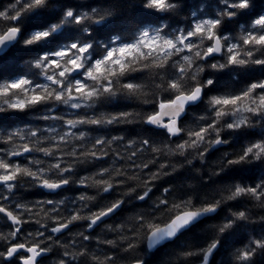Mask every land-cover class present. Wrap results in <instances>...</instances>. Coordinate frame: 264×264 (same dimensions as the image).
Listing matches in <instances>:
<instances>
[{
    "label": "clouds",
    "instance_id": "obj_1",
    "mask_svg": "<svg viewBox=\"0 0 264 264\" xmlns=\"http://www.w3.org/2000/svg\"><path fill=\"white\" fill-rule=\"evenodd\" d=\"M253 81L264 0H0V264H264Z\"/></svg>",
    "mask_w": 264,
    "mask_h": 264
},
{
    "label": "snow or ice",
    "instance_id": "obj_2",
    "mask_svg": "<svg viewBox=\"0 0 264 264\" xmlns=\"http://www.w3.org/2000/svg\"><path fill=\"white\" fill-rule=\"evenodd\" d=\"M73 47H75V46H73ZM81 51H83V49H81ZM118 51H119V53H120L121 55H123L124 53L128 52L129 49H128V48H125V47H120ZM65 54H66V53H65L64 51H61V52L56 53L57 56H62V55H65ZM112 56H113V52L109 51V52H108V57H112ZM52 62L55 63L54 60H53ZM116 63H119V61H116ZM97 70H99V68H98ZM18 86H19V85H17V84H13V85H12V87H14V88H15V87H18ZM250 86H251V87L253 88V90L256 91V92H264V81H253V82L251 83ZM33 99H39V97H33ZM228 102H229V101H227V100L224 101L225 104H227ZM262 102H264V98H262ZM50 127H51V126H50ZM41 134H42V133H41L40 131H37V132H36V135H37V136H40ZM43 134H48V130L45 129ZM0 179L9 180L10 177H8V176H4V177H0Z\"/></svg>",
    "mask_w": 264,
    "mask_h": 264
},
{
    "label": "trees",
    "instance_id": "obj_3",
    "mask_svg": "<svg viewBox=\"0 0 264 264\" xmlns=\"http://www.w3.org/2000/svg\"><path fill=\"white\" fill-rule=\"evenodd\" d=\"M19 54H20V55H26V54H28V53H26V52H24V51H21ZM3 70H4V71H11L12 69H11V66H10V65H5V67H4ZM15 122H16L15 120H9V121H8V123H15Z\"/></svg>",
    "mask_w": 264,
    "mask_h": 264
}]
</instances>
